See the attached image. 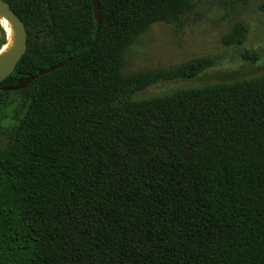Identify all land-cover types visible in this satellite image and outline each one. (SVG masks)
Wrapping results in <instances>:
<instances>
[{
  "label": "trees",
  "instance_id": "obj_1",
  "mask_svg": "<svg viewBox=\"0 0 264 264\" xmlns=\"http://www.w3.org/2000/svg\"><path fill=\"white\" fill-rule=\"evenodd\" d=\"M3 1L27 50L0 83V264H264V76L135 99L215 60L123 73L198 0H98V25L91 0Z\"/></svg>",
  "mask_w": 264,
  "mask_h": 264
},
{
  "label": "rangeland",
  "instance_id": "obj_2",
  "mask_svg": "<svg viewBox=\"0 0 264 264\" xmlns=\"http://www.w3.org/2000/svg\"><path fill=\"white\" fill-rule=\"evenodd\" d=\"M260 3L261 0H198L185 16L183 27L152 25L126 52L125 75L173 68L207 57L213 58L215 64L194 79L155 84L136 93L135 99L264 76V13L259 10ZM236 24L246 29V42L225 46L222 40ZM245 52H256L259 60H244ZM6 116L5 132L13 125L9 114Z\"/></svg>",
  "mask_w": 264,
  "mask_h": 264
},
{
  "label": "water",
  "instance_id": "obj_3",
  "mask_svg": "<svg viewBox=\"0 0 264 264\" xmlns=\"http://www.w3.org/2000/svg\"><path fill=\"white\" fill-rule=\"evenodd\" d=\"M91 5L93 8V15L96 21V24H99V4L98 0H91ZM5 20L9 23L14 32V45L12 50L3 56H0V83L3 82L7 77H9L12 72L15 70L17 64L20 62L24 54L27 50V33L23 22L19 19V17L15 14V12L10 8L9 4L0 0V26L1 21ZM4 31V29H3ZM5 33V31H4ZM7 35L5 36V44L1 47V50L4 46H6ZM68 62H64L58 66L51 67L45 71H40L35 77H30L24 80L18 81L17 85L13 88L2 89L3 93L9 92H19L24 90L28 85L34 82L37 78L43 77L45 75H49L55 71L62 69L67 65Z\"/></svg>",
  "mask_w": 264,
  "mask_h": 264
},
{
  "label": "bare ground",
  "instance_id": "obj_4",
  "mask_svg": "<svg viewBox=\"0 0 264 264\" xmlns=\"http://www.w3.org/2000/svg\"><path fill=\"white\" fill-rule=\"evenodd\" d=\"M1 25L3 26V29L5 31V35H7V42L6 46H4L1 50L0 56L8 54L14 45V32L9 23L5 20L1 21Z\"/></svg>",
  "mask_w": 264,
  "mask_h": 264
}]
</instances>
